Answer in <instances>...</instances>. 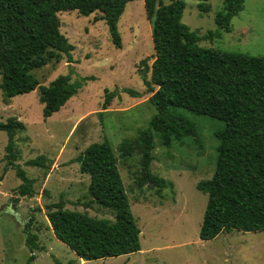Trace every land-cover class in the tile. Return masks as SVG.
I'll return each instance as SVG.
<instances>
[{
  "label": "rangeland",
  "instance_id": "rangeland-1",
  "mask_svg": "<svg viewBox=\"0 0 264 264\" xmlns=\"http://www.w3.org/2000/svg\"><path fill=\"white\" fill-rule=\"evenodd\" d=\"M182 1L186 7L182 22L198 35L200 47L264 56V0H245L244 9L232 20L229 32L215 22L225 0H210L208 13L201 11L199 1ZM58 17L62 34L75 46L73 58L77 63H67L63 55L60 62L53 60L34 74L42 86L67 75L71 68L75 70L73 82L83 78L94 80L87 81L60 112L47 120L43 117L39 89L16 97L9 105L0 89L2 122L16 117L27 127L26 132L17 136L21 157L16 164L36 181L37 192L32 199L18 195L22 180L15 169H7L4 157L9 139L6 132L0 131V264L27 263L31 253L26 246L25 226L30 222L31 232L37 234L38 243L44 248L35 253L37 259L33 264H56L55 259L62 264H264V232L232 230L212 241H202L199 237L208 196L197 185L212 179L215 173L219 145L215 133L224 128L223 122L184 109L172 110L196 124L201 143L185 138L166 147L159 136L155 137L151 170L173 184L164 189L162 197L154 187H139L141 155L119 157L118 146L124 140L138 138L157 114L151 102L157 88L153 87L152 93L146 84L151 81L155 51L144 0L127 4L119 21L122 49L113 45L109 27L100 20V13L83 17L69 11ZM145 60L149 70L143 76ZM123 89H132L143 97L133 98ZM106 90L117 91L118 96L104 111ZM105 138L119 157L131 210L142 231V251L84 261L55 237L46 206L64 201L70 211L115 221L112 211L91 201L89 176L81 173L76 161L90 145ZM39 156L49 160V170L26 165ZM11 205L21 213L23 222L7 213Z\"/></svg>",
  "mask_w": 264,
  "mask_h": 264
},
{
  "label": "trees",
  "instance_id": "trees-1",
  "mask_svg": "<svg viewBox=\"0 0 264 264\" xmlns=\"http://www.w3.org/2000/svg\"><path fill=\"white\" fill-rule=\"evenodd\" d=\"M139 0H0V89L4 102L40 90L45 120L61 111L93 78L73 82V68L49 86H42L34 74L63 55L74 65L75 46L62 34L58 15L76 11L90 17L100 13L109 27L112 43L122 49L119 21L127 4ZM199 1L203 13L211 10L210 0ZM168 2V3H167ZM245 0H225L224 9L215 19L220 29L230 31L232 20L244 9ZM147 20L152 27L155 51L151 81V102L157 114L149 128L133 141L124 140L117 148L119 157L141 155L140 188L154 187L162 197L167 186H173L151 170L154 161V139L170 147L174 141L193 138L200 144L195 123L172 112L184 109L225 124L215 133L216 170L212 179L202 181L197 189L208 196L199 237L202 241L217 239L222 233L264 232V56L254 57L202 48L198 35L182 22L185 3L182 0H144ZM123 92L133 98L143 95L132 90ZM118 92L106 90L103 110L111 105ZM26 125L16 117L2 122L0 131L8 135L4 157L7 169L17 171L22 180L18 195L34 198L36 181L27 177L16 163L21 152L18 134ZM119 157L108 140L90 145L77 158L82 174L89 176L88 195L93 203L114 213L115 221L97 219L66 209L60 201L46 206L47 218L55 237L79 259L96 261L132 255L142 251V231L132 213L128 193L119 170ZM27 166L49 170V160L39 156ZM32 223L25 226L26 246L33 264L35 253L42 252ZM56 264H62L55 259Z\"/></svg>",
  "mask_w": 264,
  "mask_h": 264
},
{
  "label": "water",
  "instance_id": "water-1",
  "mask_svg": "<svg viewBox=\"0 0 264 264\" xmlns=\"http://www.w3.org/2000/svg\"><path fill=\"white\" fill-rule=\"evenodd\" d=\"M142 64H143V66H144V69H143V71L141 72V74H142L143 76H145V74H146V73L148 72V70H149V67H148V64H147V60L143 61ZM7 213H8V214H12V215H14L15 218H16L19 222H23V221H22L21 214H20L19 212H17V211L14 209V206H13V205H11V206L8 207V209H7Z\"/></svg>",
  "mask_w": 264,
  "mask_h": 264
},
{
  "label": "crops",
  "instance_id": "crops-1",
  "mask_svg": "<svg viewBox=\"0 0 264 264\" xmlns=\"http://www.w3.org/2000/svg\"><path fill=\"white\" fill-rule=\"evenodd\" d=\"M14 99H15V98H14ZM14 99H13V100H14ZM20 214H21V213H20ZM21 217H22V215H21Z\"/></svg>",
  "mask_w": 264,
  "mask_h": 264
}]
</instances>
